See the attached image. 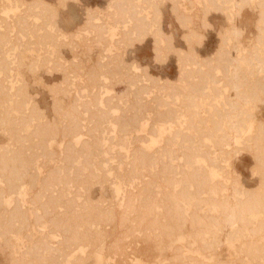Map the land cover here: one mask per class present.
<instances>
[{
  "label": "bare ground",
  "instance_id": "6f19581e",
  "mask_svg": "<svg viewBox=\"0 0 264 264\" xmlns=\"http://www.w3.org/2000/svg\"><path fill=\"white\" fill-rule=\"evenodd\" d=\"M117 1L125 3L128 0ZM172 1L175 3L174 0ZM209 1L211 2V0ZM218 1L222 4H226L225 9H231V14L234 5L239 7L238 0ZM240 1L242 3L247 2L245 0ZM61 2L64 3V0ZM9 3H11L12 6H23L24 9L23 12L16 17V20L13 21V17L12 20L9 17L10 21L4 19L0 23L3 24L2 26L4 27L3 32L0 30V131L5 133L8 137L7 143L0 144V250L7 251V249H10L11 252L14 253L12 251L13 245L10 241L14 234L17 235L23 232L24 234L22 237L31 239V243L24 244L22 252L24 260L12 257L10 252L12 257L10 264H84L85 260L87 261V257L89 259L91 253H93L94 249L97 247H102L106 250L107 255H112L111 257L114 258H112L114 261L117 260L116 257H118L115 264H120L123 262H121L122 259H119L121 256H126L124 260H126L127 257L129 259V257L131 258L129 255L134 253L133 249H137L135 245L137 241H135L133 245L135 248H131L133 253L130 251V254H128L125 250V246L129 243H123L127 237H132L130 240L134 237L135 239L140 238L139 240L143 242V244H141V246H143L135 250L134 254L135 258H141L142 261L144 258L145 260L148 259L147 261L151 260L152 262H156V258L161 256L163 257L161 262L167 260L165 257L169 258L166 263L164 262L165 264H225L224 260L222 261L220 259L217 252L219 248H221V244L224 240L229 247L233 248L236 256H239V260H236L237 263L235 262V264H264V120L253 113V110L258 108L260 103H264L263 78L254 79V73H264V0L258 2V5L260 4L259 7L261 6L259 19L257 21L258 35H256V40L251 45L250 49L244 51L243 48H245L246 45L242 47L243 43L238 40L234 48L235 50L237 49L236 54L231 53L230 50H225L227 39H233L234 41L241 35V30L233 23L228 31L225 29L227 33L223 36V42L216 53L217 57L214 58L215 60L212 58L215 52L206 56L205 65H203V59V61L200 60L202 63H197L199 61V57H196L197 54H195L196 56H191L192 60H195L193 59L195 57L197 58L195 62L196 65H200L199 68L202 65L205 67L208 62L214 61V64L217 63L215 68H213L212 64L211 67L210 63H208L209 66L213 68L212 73L214 69L222 67L220 71H228L227 73H230L229 75L227 74L229 82L224 84V86L233 89L236 93V98L233 96L232 99L227 97V100L223 102L221 107L216 106L213 110V114L211 115L213 120L210 118L211 120L209 119L208 121V117L206 118L208 122L204 121L200 113L204 110L207 112L210 110L212 111L211 107L206 108L203 106L207 105L204 96H209V94L203 93L205 88L208 89L207 79H209L204 77H207L208 73L212 75L211 72H206L207 75L201 78V74L199 77L207 81L202 80L199 85L203 83L207 87L202 85L200 86L201 88L197 87L198 89H195L196 86L193 88L194 86L192 85L193 93L190 96H193V98L199 97L198 101H194L193 98L189 97V100H192L191 103H195L197 106V109H191L192 112L195 113H193L194 116H184V118L177 115L174 116V114H176V112H174L175 109H169V103L165 105V101L163 102L160 100L164 106L168 105L167 107L169 110L173 109L172 112L167 109L173 116H169V114L166 117L164 116L165 112H163L164 115L162 112H158L160 114L157 113L159 116L156 115L157 117H155V119L154 117L152 118V120L154 119L153 122L146 123L144 120L148 115L144 117L141 116V114L152 110L149 108L144 109L139 100L136 102V100L134 101V99H132V102L134 101L135 103L132 106L133 110L131 109L130 111V109H126L133 113L132 116L126 115L118 121L120 124L119 133L122 132L121 134L123 135L121 137H125L117 141L120 155L122 156L119 157L121 162L118 168H123L122 165L124 166V161L129 159L130 161H126L127 164L125 168L112 175L113 177H111L113 173H108L110 172L108 170L109 166L106 167L104 165V161H106L104 157L107 153L116 148H97V146L101 145H111L113 142H111V138L110 141H108V138L104 134L106 127L103 126V124L106 121L113 123L107 111L100 108L104 106L105 102L99 98L96 102L89 100L79 103L78 99H75L70 107L64 109L60 99L57 98L59 94L66 95V93L71 90V88L66 87L68 84L63 86L65 83H75L72 79L81 78V76L77 74L80 72H77V68L82 65L81 62L75 63L69 61L71 65L65 66V64L59 60L61 55L58 54V52L60 51V47L64 46L58 43L59 35L57 32L61 29L56 26L58 25L56 19L58 16V8L43 2V0L41 2L37 0L32 5L25 4L24 0H9ZM63 3L61 4L63 5ZM221 3L216 4L215 8L218 10L221 9ZM61 4H59L60 7ZM191 4H189L188 7ZM249 4L246 3L245 5L249 6ZM38 6L40 10L36 11L35 8ZM141 7L143 8V6ZM176 7L175 10L178 8ZM141 9L140 11H142ZM236 10L235 12H237ZM120 11H122V9ZM211 11L214 12L212 9ZM205 12H208V10ZM135 13L134 11L133 13H129V11L123 10L121 16L124 18L127 15L134 17L132 15H135ZM238 14L239 13H237V16ZM228 15L229 14H227V19H231L228 18ZM31 17L35 18V21H39L36 28H34L35 26L31 28V24L33 23L30 20ZM177 17L179 18V16ZM135 18H137L136 15L133 20H137V22L140 23L136 24L137 22H134L133 28L135 29H132L134 32L137 31L139 35H143L148 28V26H146L147 22H142V17L139 19ZM206 18L207 16L205 19ZM88 19L91 21L88 22L92 24V20L89 17ZM181 19L185 20L184 17L181 18L180 16V20ZM40 20L42 22H40ZM180 20L178 22H180ZM188 21L189 20H187V22ZM191 21L192 20L188 23L191 24ZM185 22L186 20L183 24H185ZM205 22L204 26L206 24ZM14 24L17 25L18 28L16 31L17 38H20L18 34L22 39L27 38L30 40L31 37H36V41L32 43H35L38 48L33 47V45L31 46V40H24L25 42L22 44L24 48V50H22L24 52L22 53H24V56L27 55V51L36 52L38 49L40 50V48L45 51V54L48 52L54 53V51L48 50L50 45L56 46L57 48L55 51L57 59L55 58L54 61H52L55 63L52 67L49 66V68L56 70L59 68L62 72L60 74H64L63 77L65 78L58 84H52V88L49 87L51 88L50 94L53 95V112L63 114L61 122L54 118L52 120L47 119L43 110L32 100L24 77L22 76V79H16L15 74H13V65H15L16 61L20 66L25 63L24 59H20L21 55L17 57L20 59L19 61L16 60V58H11L12 54L10 49H14V46L12 47L10 45L9 47V43L11 42L9 36L13 31L11 27H13ZM186 24L184 26H186ZM93 25L95 24L93 23L92 26ZM96 26L99 27L98 31L96 30V33H98L97 36H99L98 38L101 37L104 39V37H102L104 34L102 33H104L106 29L102 27V25H95V27ZM100 26L102 28H100ZM95 27H93V29H96ZM159 31L158 37H161L162 31ZM194 35H196V32L192 36ZM162 36L164 39V34ZM199 36L202 40L204 35L201 34ZM168 37L171 38L170 36ZM188 37L190 38V36ZM188 37L185 38V40L187 39L186 43L189 42ZM165 38L164 41H167L168 38ZM14 39L16 38L14 37ZM18 40H16V44H18ZM156 40L157 39H155V41ZM196 40L199 44V40ZM158 41L160 43V40ZM166 41L165 45H170V39H168V43ZM190 41L192 40L190 39ZM170 43V48L168 47L170 50L166 46L168 49L167 51L172 52L173 50V53L177 54V50L174 52L175 48L172 46L173 44L171 41ZM191 43L192 42H189L188 45H191ZM11 44H13V42ZM190 48L188 52L192 55V52L195 50L191 46ZM158 49H160V52L164 50L162 47ZM191 50L193 51L191 52ZM155 51L158 50L155 49ZM164 53L166 54V51ZM178 54L181 55L182 53ZM186 55L187 53L185 52V56ZM157 56L156 58L159 59V56ZM161 56L162 54L160 57ZM183 57L181 58H187V56ZM177 58L179 59V56ZM181 58L179 60H181ZM37 59L39 58L37 57ZM37 59L35 58L28 66V68L34 72H36L39 66H45L51 62L48 56L44 59H39V61ZM188 59H190L189 54ZM190 60L188 61L186 59V61L191 62L189 63L191 66L193 63ZM184 62L182 63L181 60L179 64L185 67L188 63L185 62L184 65ZM104 64L106 65V63ZM184 67L181 68L182 71L185 69ZM243 70L249 74L243 73V75H241ZM208 71H211V69ZM191 73L193 72L191 71L188 74ZM92 74L91 79H93V76L96 79L102 76L96 73L99 77H95L94 72H92ZM223 74L225 75L226 73L223 72ZM147 76L151 77L150 75ZM213 76L214 74L212 77ZM148 77L146 79H148ZM105 78H107V76H105ZM105 78L102 79V81H104ZM91 79L88 81H91ZM148 80L151 81V79ZM211 80L209 85L214 82V79ZM153 82H155V80ZM165 82H167V80ZM196 85L199 86L198 84ZM75 87L77 86L75 85ZM212 87L211 85V88ZM215 88L217 87L213 89L218 90V88ZM147 89H150V87ZM141 90L143 93L137 91L142 94L141 96L143 98L146 89L144 90V87H142ZM115 92L111 91L110 95L112 99L118 97ZM148 92L149 91H147V93ZM133 93L135 92L133 91ZM139 93H137L136 96L138 95L139 97ZM217 95H215V97ZM136 96L134 97L135 99H137ZM146 96H148V94ZM142 98H140V100L143 103ZM154 100L158 101V98ZM154 100H150V102ZM147 102L148 104L150 103L149 101ZM158 103L159 105L161 104L159 101ZM95 105H97V108ZM81 106L83 107V111L89 113L88 118L83 117L81 113L82 110L80 109ZM143 106H145L144 103ZM191 106L193 107L195 105ZM191 106L189 104L188 107ZM141 107L143 110H141ZM145 107L150 106L146 105ZM126 110L124 111L127 112ZM168 112L166 113L168 114ZM198 114L201 119H198L197 123H199V125H196L194 121ZM160 115L165 118H162ZM94 116H98L99 119L96 123L93 122L94 125L90 127L89 123H92ZM149 116L151 117V115ZM214 116H216V118H214ZM158 117L161 118L159 119ZM84 118L88 120V124L84 122ZM183 121L186 123L184 129L187 128V130L189 129V131L192 132L196 128V134L198 132L197 135H200L198 139L201 140V144L198 146H186L184 149L185 152L183 151L184 156L182 155L184 157L183 165L175 166L173 161H175L177 155H174L175 152L172 148H169V145L173 147L174 142H172V140L175 141L177 135L179 138V134L180 137L183 135L176 132L177 134H173L174 136H172L174 138H170L169 140L164 136V133L167 130L169 133L172 132V128L175 125L181 127ZM32 124H34L33 127ZM140 127L147 130L146 135L148 138L145 136V139H140L138 135ZM84 128H88L86 131V135L89 136L88 139H82L81 137V132H84ZM153 129L155 130L153 131ZM192 134L193 133L190 135ZM128 135L131 136L128 137ZM185 136L189 135L186 134ZM58 137L65 139L62 150V163L54 162L57 156L56 151L52 149V144H54V141ZM183 141H180V143H183ZM186 141H188V143L191 142L187 138L184 142ZM206 142L213 143L214 147H216L217 150L219 149L220 152L222 151V153L212 156V153L214 155L215 151L211 152L210 148L209 150L203 148L209 147L208 144H206V146L204 145ZM136 143L140 144V146L137 148L129 147V145H135ZM158 143H165L168 145H162L163 148L160 152L158 149H153V146L151 147V145ZM195 143L197 142L195 141ZM167 146L169 149H166ZM242 148L248 150L254 159L252 174L256 175L259 181L256 188L253 189H249V187L242 183L240 175L235 172L232 167H230L229 171L226 173L221 171V167L219 168L221 165H219L220 163L218 164V161H231L236 152L240 153V149L242 150ZM97 151H100L101 155L97 154ZM157 152L160 153L158 156L156 155ZM160 163L162 167L158 172L156 170ZM49 165H51V167L46 170L47 172L45 171V174H42L43 172L41 170ZM147 176L151 179L146 180L145 177ZM159 182L163 183V190L161 191L157 189L160 187ZM105 183H108L107 185H110L112 188L113 204H110L113 206L104 205L105 199L103 196L96 201L92 200L90 197V189L94 184H98L100 189H103ZM24 186H27L30 190L27 191L26 202L28 205L23 203L25 200L22 201L21 198ZM72 188H75V190H71ZM81 189H84V191H81ZM7 198L14 199V203L10 208L6 206ZM109 202L112 201L109 200ZM116 206L121 209L118 214L115 212ZM31 223H34L36 228V231L32 233H30L31 230H29L32 229L30 228ZM104 226H110L111 229L107 230ZM119 230H123V234L121 233V235H119L120 238H113L109 242L111 236L119 232ZM45 231L48 233H56L58 237L56 246L51 245L44 239L43 234H45ZM41 232L42 235L39 234ZM128 246H131V244ZM107 260L109 261V259ZM128 262L129 261H127V263ZM137 264L140 263L138 262ZM232 264L234 263L232 262Z\"/></svg>",
  "mask_w": 264,
  "mask_h": 264
},
{
  "label": "rangeland",
  "instance_id": "374dc122",
  "mask_svg": "<svg viewBox=\"0 0 264 264\" xmlns=\"http://www.w3.org/2000/svg\"><path fill=\"white\" fill-rule=\"evenodd\" d=\"M3 1L0 0V23L4 19H7L10 21V18L12 20V17H13V21L16 20V17L23 12L24 7L23 6L19 7L16 5H13L14 6L13 7L11 5V3H9V0H3ZM24 1H25V4L32 5L37 0H24ZM38 1L41 2L42 0H38ZM58 1L61 2L63 0H43V2L48 3L51 6L54 5L55 8H58V16L56 18L58 25H56V26L61 28L60 31L57 32V34L59 35L58 36V43H60V45L64 46V47H60V51L58 50L59 52L57 51L58 54L61 55V57L63 56L62 58L59 57V60L61 62H63V64H65V66H69V64L71 65V63H69V61L75 62V63L81 62V64L83 66L81 65L79 68H77V72L78 71H80V72H78V73L76 72L78 75L81 76V78L72 79V81L75 82L76 84L70 83V82L65 83L63 86L68 84V85H66V87L71 88V90H69L66 93V95L59 94L57 98L60 99V102H61L64 109L70 107L73 104V101L75 99H78L79 103H83V101L85 102V101H89V100L96 102L99 98L105 102L104 106L100 107V108L107 111V114H108V116H110L111 121H113V123H109L108 121H106L103 124V126L106 127L104 134L108 138V141H110V138H111V142L112 141L113 142L111 145H108V146L107 145H101V146H97V148H99V149L100 148L103 149L105 147L106 148L107 147L116 148L113 151H110L109 153H107V155L104 157L106 160V161H104V165L106 167L109 166L108 167L109 169L108 168L107 169L110 172H108V173L109 174L113 173V174H111V177H113L112 175H114L115 173H118L120 170L122 171V169L125 168V165L127 164L126 161L127 162L130 161V159L124 161V166L122 165L123 168H118L120 165L119 163L121 162L120 158H119L121 155H120V151H119V146L117 145V141L125 138V137H123V138L121 137L123 135V134H121L122 132L119 133L120 124L118 123V121L120 120V118H122L126 115L132 116L133 113L130 111L133 108L132 106L135 104L134 103L135 100H136V102L139 100L140 104L142 105V107L144 109L149 108L152 110V111H148L144 114L142 113L143 115L141 114V116H144V117H145V115L146 116L148 115L147 117H145V120H144V122H146V123L153 122L155 117H157L156 115L160 114L158 112H162V114H163V112H165L164 113L165 115L164 114L163 115L167 117V115L170 114L167 111L168 107H169V109L173 108L176 110V111L174 110V112H176V114H174V116H176V115L181 116V118H184V116H191V115L194 116L195 113L192 112V110L197 109V106L194 102H193L194 104L191 103L192 100H189L190 98H193V96H190V95L193 93V88H195V86H196L195 89H198L197 87H200L202 85L205 86V84L202 83L201 85H199V83H201L202 80H205L204 78H206V79L209 78V79H207L208 81L205 80L208 82V84L206 83L208 87L205 86L208 89L205 88V90L203 91V93H207V94H209V96L208 97H206V95L204 96V99L206 100L207 105H203V106L206 108L211 107L212 111L210 110L207 112L204 110L203 112L200 113V116H202L203 120L208 122L209 119L212 118L211 115L213 114V110L216 108V106L221 107L223 102L225 100H227V97H229L230 99H232V96L235 97V95H236L235 91H233V89H231L228 86H224V84H227V82H229V80H228L229 78L227 76L230 73H227L228 71L225 72L224 70L220 71L223 67L222 68L216 67L217 69H214L213 73H212V69L215 68V65L217 63L214 64V61H211L208 63H210V66L212 64L213 68H211L212 66L210 67L208 63H207L208 66L206 65L204 67L203 65L206 64L205 58H206V56L211 55L213 52H215V55H213L212 58L214 59L217 57L216 53L218 52V50L220 49V46L222 45L221 43L223 42V36L225 35V33H227L226 31H228L231 28L233 23L241 30V35L237 40H234V41H233V39H227L228 41H226V43H227L226 45H228V46L225 45V50L226 49L228 51L230 50L231 53L236 54L237 49L235 50L234 48L236 45L235 43L238 40L243 43L242 47H245L244 45H246V47L243 48L244 51L250 49L251 45L256 40V37H257L256 35H258L257 21L259 19V15H260L259 11L261 10V6L259 7L260 4L258 5V2L260 0H245V1H247L246 2L247 4L250 3L249 6L245 5L246 3H242L240 0H238V6L239 7H236V5H234V7L232 9L233 15L230 13L231 9H229V10L225 9L226 4H222L218 0H215V1L211 0V2L209 0H174L175 3L172 0H170V1H168V0H132V1H129L128 0L127 2L123 1L125 3H122V2L120 3V1H117V0L116 1L119 3H117L115 0H113V1L112 0H64L65 7H64L63 2H61V3H63V5H62ZM220 1H223V0H220ZM248 1H250V2H248ZM28 2H30V3H28ZM189 2H191L192 4ZM209 3L212 4L214 7L212 5H210ZM213 3H215V4H213ZM218 3L222 4L221 9H219V10L215 8L216 4H218ZM59 4H61V7ZM189 4H191V5L188 7ZM141 6H143V8ZM209 6H210V8H209ZM175 7L178 10L177 9L175 10ZM147 8H148V10H147ZM121 9H122V11L123 10L124 11L127 10V12L129 11V13L130 12L133 13V11L135 13V11L137 9L135 15L137 16L138 19L142 17V22H144V23L147 22L146 26H148L146 32L143 35H139L136 30H135L136 32H134V30H133V29H135V28H133V24H135L134 22H137V20H133L135 15L134 14L132 15L134 17H131V15H129V16L127 15V16H125V18H126V20H125V18L121 16V12H122V11H120ZM140 9L142 11H140ZM211 9L214 10V12L211 11ZM222 9H223V11H222ZM35 10L36 11L40 10L39 6L36 7ZM204 10L205 11L208 10V12H210V13L205 12ZM217 10H218V12H217ZM235 10L237 12H235ZM177 12H179V13H177ZM237 13H239L238 16H237ZM203 14H205L207 16L206 19H205L206 16ZM227 14H229L228 18H231V19H227ZM182 15H184V16H182ZM177 16H179V18ZM180 16H181V18L184 17V19L186 20L185 24L188 23L190 20H192L191 24L188 23V24H186V26H184L185 24H183V23L185 20L181 19L183 21L182 22L180 20ZM88 17L92 20V24L94 23L95 25H102V27H104L106 29V31H104V33H102L104 35L102 36V34H101V36L104 37V39H102L101 37L100 38L102 40L100 38H98L99 36H97L98 33H96V30L98 31L99 27H97V26L95 27V25L92 26V24H90L88 22V21H90L88 19ZM137 18H135V19H137ZM30 20H31V22H33L31 24V28H33L34 26H35L34 28H36L37 27L36 25L39 23V21H35V18H33V17H31ZM179 20H180V22H178ZM187 20H189V21L187 22ZM40 22H42V21L40 20ZM181 22H182V24H181ZM204 22L206 23L205 26H204ZM139 23L140 22H137L136 24H139ZM229 24H230V26H229ZM2 25L3 24H0L1 32L4 31V29H3L4 27ZM91 27H92V29H91ZM93 27H95L96 29H93ZM102 27L100 26V28H102ZM11 28L13 29V31L9 36L10 41H11L9 43V47H10V45L12 47L14 46V49L12 48L13 50L10 49L11 54H12L11 58H16V60H18V61L20 59L25 60V63L22 66L18 65L17 61L15 62V65H13L14 66V73L13 74H15V78L16 79H22V76L24 77L25 82L28 86L27 87L28 92L31 95L32 100L35 101L37 103V105L43 110L47 119L52 120L54 118V119L61 122V117L63 116V114L62 113L57 114V113L53 112V109H52L53 95L50 94V90L52 88L51 85L55 84V83L58 84L64 80L63 78H65V77H63L64 74H60L62 72L60 71L59 68L57 70L53 69V68H49V66L52 67L55 63L52 61H54V59L56 58V55H55V51L57 50L56 46L50 45V47H48V50H52V51H54V53H49L47 50L48 53L45 54V51H43V49L40 48V50L38 49V51H36V52L27 51L26 52L27 55L24 56V53H22V52H24V51H22V50H24V48L22 47V44H24V42H25L24 40H28V41L31 40V43H32L33 41H36V37H31L30 40L27 38L22 39L21 36L18 34V36L20 38H17V33H16V31L18 30L17 25L14 24L13 27H11ZM104 28H103V30H104ZM156 28H159V29H156ZM225 29H226V31H225ZM156 30L162 31L161 34L162 35L164 34L165 37L170 39V41L173 44L172 46L175 48V49L173 48L174 52H176V50H177V54L173 53V50H172V52L167 51L171 45L170 41H169L170 45H168V46L165 45L166 40L164 41V39H166V38L164 37V39H163L162 35H161V37H158L159 34H158V31H156ZM193 32L194 33L196 32V35H194L195 37L192 36L194 34ZM189 33H190V35H189ZM201 34L204 35L202 40L199 38L200 37L199 35H201ZM197 35H198V38H197ZM168 36H170L172 38V40ZM185 36L186 37L190 36V38L188 37V39H189V42H192L191 45L190 44L188 45L189 42L186 43L187 39L185 40V38H186ZM14 37L16 39H14ZM155 39H157L156 41L160 40L161 44L159 43V41L157 43H155L156 42ZM168 39L166 41L167 43H168ZM190 39L192 41H190ZM196 39L199 40V44L197 43ZM16 40H18L17 42L21 46L16 44ZM12 42H13V44H11ZM154 43L157 45H155ZM32 45H33V47H37L35 45V43H32L31 46ZM232 45H234V46H232ZM156 46H158V47H156ZM166 46H167V48L168 47L169 48L167 49ZM190 46L193 47V49L195 50V51L191 50V52L193 51L192 53L194 55L192 53H191L192 55H190V52H188L191 49ZM161 47H162V49H164V50H162V52H160L159 51L160 49H158ZM155 49L158 50L160 52V54L158 51H155ZM182 50L187 53V55H186L187 58H184L186 56H185V52H183ZM165 51H166V54L164 53ZM178 53H180V54L182 53V54L179 55ZM161 54H162V56L160 57ZM188 54L190 56V59H191V56H196L195 54H197L196 57H199V59H198L199 61L197 63L199 64L201 62L200 60L203 59L204 60V61L202 60L203 65L199 68L200 65L197 64L198 65L197 66L196 62H195V61H197V58L195 57V58H193L195 60H192V59L190 60V59H188ZM20 55H21V58L18 59L17 57H20ZM157 55L159 56V59L156 58ZM47 56L50 58L51 62L46 64L45 66H39L37 68L36 72H34L28 68L29 64L33 60H35V58L37 59V57H38L39 59H42V58L44 59ZM178 56H179V59L184 56L183 57L184 59L181 58V60H182V63L184 61L186 63H188L187 65H185V62H184L185 67L182 64L181 65L179 64V62L181 63V60H179L177 58ZM39 59H37V60L39 61ZM64 59H66V60H64ZM186 59L188 61L189 60L192 61V63L194 65L191 64V66H190L189 63H191V62L186 61ZM104 63H106V65ZM179 65H180V67H179ZM18 66H20V67H18ZM182 66L185 68V69H183V71L181 70V68H183ZM16 67H18V68H16ZM219 67H221V66H219ZM15 68H16V70H15ZM146 68H147V70H146ZM19 69H20V71H19ZM78 69H80V70H78ZM186 69L189 72L192 71L193 73L188 74L189 72ZM207 69L208 70L211 69V71H208ZM52 70H54V71H52ZM197 71H199V72H197ZM17 72H19V73H17ZM92 72H94L95 77L96 76L99 77L101 75L102 76L99 77L98 79L94 78V76H93V79H96V80H93V79H91V75H93ZM95 72L99 76L96 75ZM203 72H205V73H203ZM206 72L207 73L211 72L212 75L214 74V76L212 77V75L210 74L211 75L210 76L208 73V75L210 77H212L214 80L212 78H210L206 74ZM223 72L226 74L224 75ZM194 73H196V74H194ZM241 73H242L241 75H243V73H245L247 75L249 74L248 72H245L244 70ZM89 74H90V78H89ZM146 74L150 75L151 77H148ZM201 74H202L201 78L205 75H207V77L205 76L203 79H201L199 77V75H201ZM254 74H255L254 79L263 78L262 80L264 81V73L263 72L258 73V74L254 73ZM82 76H83V78H82ZM105 76H107V78H105ZM146 76L148 77V79H151V81L146 79L147 78ZM104 78H105V80L102 81V79H104ZM90 79L92 82L88 81ZM211 79L214 82L216 81L215 82L216 84L214 82L211 83V85L213 86L212 88H211V85H209ZM154 80H155V82H153ZM166 80H167V82H165ZM199 80H200V82H199ZM156 81H158V82H156ZM168 81H170V82H168ZM133 82H134V84H133ZM196 84H198L199 86H197ZM75 85L77 87H75ZM43 87H45V88H43ZM142 87H144V90L146 89V92H144V94H143V98L141 96L142 95L141 93H143L141 90ZM148 87H150V89H147ZM214 87H217L218 90H214L213 89ZM217 88H215V89H217ZM136 89L141 93H139ZM195 89H194V92L197 95V92L195 91ZM219 89H220V91H219ZM111 91H113V92L116 91L115 93L118 96L116 99L111 98V95H110ZM133 91L135 93L136 92L139 93L140 96L139 97H138V95L136 96L137 93L135 94V93H133ZM147 91H149V92L147 93ZM147 94H148V96H146ZM199 94H201V93H199ZM215 95H217V96L215 97ZM33 96H34V98H33ZM135 96L137 99L134 98ZM153 97H155V98H153ZM140 98H142V101H143L145 106L148 105L151 108L143 106V103L141 102ZM156 98H158V101L161 102L160 105H159L157 100H154ZM132 99H134L133 102H132ZM150 100H154L157 103L154 101L150 102ZM160 100H162L163 102L165 101V103H164L165 105L167 103H169V106L168 105H167L168 107L164 106V104ZM193 100L198 101L199 97H195V98H193ZM147 101H149L150 103L148 104ZM189 104H190V106L191 105H195V106H193V107L191 106L192 107L191 108V107H188ZM95 107L97 108V105H95ZM129 107H131V108H129ZM142 107H141V110H143ZM154 107H155V110H154ZM127 108L130 109V111L128 110L129 112L126 110ZM80 109L82 110L81 113H82L83 117L88 118L89 113L83 111L82 106L80 107ZM123 109L126 110L128 113L125 112ZM172 110H169V111L172 112ZM188 111H190V112H188ZM166 112H168V114ZM253 113H255L256 116H258L259 118L264 120V103H260L259 107L255 108L253 110ZM149 115H151V117ZM171 115H172V113L169 116H171ZM164 116H161V117L165 118ZM200 116H199V114H198V116H196V119L194 121L196 125H199V123H197V122H198V119H201ZM153 117H154V119L152 120ZM206 118H208V121ZM214 118H216V116H214ZM98 119H99L98 116H94V119H92V123H89L90 124L89 126L92 127V125H94L93 122L96 123ZM149 119H151L152 121ZM212 120H213V118H212ZM87 121L88 120L85 119L84 122L87 123ZM200 122H201V120H200ZM33 126H34V124H32V127ZM184 127H186V123L183 121V124L181 127L178 125H175L172 128V132L169 133V132H167L168 131L167 130L164 133V136L167 137L169 140H170V138L171 139L174 138L172 136H174L173 134H177L176 132H179V133H181V135L184 136V137L183 136L180 137V134H179V138H178V135H177L175 138L176 144H175V141L172 140V142H174V145L172 144L173 147L171 145H169V148H172L174 150V152H175L174 155H177L176 156L177 158L175 159V161H173L175 166L176 165H180V166L183 165V163H184L183 151L185 152L184 149L186 146H190V145L198 146L201 144V140L198 139L200 137V135H197L198 132L196 134V128L192 132H190L189 129L188 130H187V128L184 129ZM87 129L88 128H84V130H83L85 132V134H84V132H81L82 139H88L89 136L86 135ZM139 130H140V132L138 133V135L140 136V139H145V136H146V138H148V136L146 135L147 130L145 128L140 127ZM154 130L155 129H153V131ZM191 133H193L192 134L193 137H192V135H190ZM83 134H84V136H83ZM186 134L189 135L191 138L189 136H185ZM194 135H197V136H194ZM129 136H131V135H128V137ZM186 138L191 141V142H189L190 144L188 143V141L184 142L186 140ZM64 140H65L64 138L58 137L55 140L56 142L54 141V144H52V149L56 151V156H57L56 160L54 159L55 163L56 162L62 163L61 159H62V154H63L62 150H63ZM180 141H183V143L182 142L180 143ZM195 141L197 143H195ZM7 142H8V137L6 136L5 133L0 131V144H4ZM206 144H208L209 147L208 148L203 147L204 149L206 148V150H209V148H210L211 152L215 151V154L213 155V153H212V156H215L216 154L219 155L222 153V151L220 152L219 149L217 150V148L214 147L213 143H207L206 142L204 145L206 146ZM131 145H129L130 148H137L140 146V144H137V143L135 145L134 144H131ZM162 145H168V144L158 143L155 145H151V147L153 146L152 147L153 149H158L161 152L162 151L161 149L163 148ZM180 145H182V146H180ZM241 146H243V145H241ZM169 148L167 146L166 149H169ZM179 149H181V150H179ZM244 150H245V148H242V150L240 149V153L236 152L234 157H232L231 161H229V160L224 161V162L218 161V164L220 163L219 165H221V166H219V168L221 167V169H222L221 171L223 173H226L227 171H229L230 167H232V169L240 175V179H241L242 183L245 186L249 187V189H253V188H256L259 179L256 175L252 174L254 159H253L251 153L248 150H245V152H244ZM246 151H248L249 153ZM96 153L101 155L100 151H97ZM158 154H160V153L157 152L156 155L158 156ZM50 167H51V165L45 167V169L43 168L41 170L43 172L42 174H45L47 172L46 170H48V168H50ZM161 167H162V164L160 163V165L157 167L156 171L159 172L161 170ZM126 169H127V167H126ZM229 173L234 174L232 172H229ZM145 179L149 180L151 178H149L147 176V177H145ZM107 184L105 183L103 185L104 190L100 189V186L98 184H94L93 187L90 189V197L92 198V200L96 201V200L100 199L101 196H103L105 199L104 200L105 202L103 204L108 205V206L109 205L113 206V205H111V204H113V199H112L113 195H112V191H111L112 188L110 187V185H107ZM159 185H160V187L157 189L160 191L163 190V183L159 182ZM0 186H1V184H0ZM71 190H75V188H72ZM27 191H30L29 188L27 186H24V189L22 192L23 194L21 195V198H22V201L25 200V201H23V203H26V205H28L26 202ZM81 191H84V189H81ZM159 195H161V194H159ZM108 199L111 200L112 202H109ZM6 201H7L6 206L9 208L14 203L13 198H7ZM29 206H31V205H29ZM120 211H121L120 207L116 206V209H115V212H117L116 214L120 213ZM30 226H31L30 228L33 229V230L29 229V230H31L30 233L36 231L34 223H31ZM104 227L107 230L111 229L110 226H104ZM26 232H28V231H26ZM44 233H45V234H43L44 239L47 242H49L51 245L56 246L57 242H58V237H57L56 233L55 232L48 233L47 231H45ZM121 233L123 234V230L122 231L119 230V232L113 234V236H111V238L109 239V242L113 238H118V237L120 238L119 235H121ZM23 234H24L23 232L21 234H17V235L14 234L11 238L12 240L10 239V241L13 245L12 251L14 253H12L10 249H7V251L6 250H4V251L0 250V264H10V260L12 259V257L24 260V257L22 254L23 249H24V244L31 243V239H27L28 237H22ZM39 234L42 235V232ZM121 237H123V236H121ZM131 238L132 237H127L126 239L124 238L126 241L124 240L123 243L124 244L129 243L128 245L131 244V246H132V247L128 246V245L125 246V250L128 252V254H130L129 252L130 251L132 252L133 250H134V253L132 252L133 254L129 255V256H131V258L129 257L130 260L127 257L128 260L127 259L126 260L129 261L128 263L126 260H124V258H126V256H123V257L121 256L119 259L120 260L122 259L121 262L123 261L122 262L123 264H131V263L137 264L138 262L140 264H142V263L143 264H156V263L157 264H165L167 262V260L169 259V258L165 257L167 260L164 261L165 262L164 263V262H161V259H163V257H161V256L156 258V260H157L156 262H152L151 260L147 261L148 259L145 260L144 258H143V261L141 258L140 259L135 258V256H134L135 250L142 247L143 245L141 246V244H143V242L139 240L140 238L135 239V237H134L132 240H130ZM130 241H133V242H130ZM135 241H137V242H135ZM134 242H135L137 249H133V248H135V246H133ZM222 244H223V246H222ZM222 244H221V248H219V250L217 251L219 256H220V259L222 261L224 260L225 264H227V263L232 264V262L235 264L236 260H239V256H236L233 248L229 247L224 240H223ZM97 248L94 249L93 253H91V255L89 256L90 257L89 259L87 257V261L85 260L84 264H111V263L115 264V262L118 260V257H116L117 260L114 261L113 260L114 258L111 257L112 255H109V254H108L109 255V257H108L106 250H104L102 247H97ZM10 252L12 254V257L10 255ZM107 259H109V261ZM133 259H134V261H133ZM122 263H120V264H122Z\"/></svg>",
  "mask_w": 264,
  "mask_h": 264
}]
</instances>
